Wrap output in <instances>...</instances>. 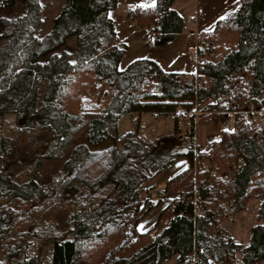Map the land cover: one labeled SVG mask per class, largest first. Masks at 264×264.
Masks as SVG:
<instances>
[{
  "label": "trees",
  "instance_id": "trees-1",
  "mask_svg": "<svg viewBox=\"0 0 264 264\" xmlns=\"http://www.w3.org/2000/svg\"><path fill=\"white\" fill-rule=\"evenodd\" d=\"M42 1L0 0L24 8L0 13V264H39L25 249L46 236L51 264H263L264 223L241 244L221 221L250 199L261 200L264 218V0H239L199 35L196 75L151 59L119 69L126 45L108 15L118 0H64L46 32ZM174 2L123 12L159 46L187 29ZM197 109L230 122L207 153L193 143ZM144 114L172 120L173 131L145 137ZM122 116L132 127L120 133ZM44 159H62L47 185L38 182ZM178 160L188 166L164 185L171 202L139 233L159 203L144 186ZM67 207L61 231L47 218Z\"/></svg>",
  "mask_w": 264,
  "mask_h": 264
},
{
  "label": "crops",
  "instance_id": "crops-1",
  "mask_svg": "<svg viewBox=\"0 0 264 264\" xmlns=\"http://www.w3.org/2000/svg\"><path fill=\"white\" fill-rule=\"evenodd\" d=\"M188 1L190 3L191 0H175L173 4V7L179 12V14L182 11L183 13L186 11V13L183 15L181 14V16L184 19L187 29L167 43L156 46L153 43L152 32L148 28L141 27L134 21L128 19L123 12V8L126 7L153 6L155 5L156 0H118L120 9L110 10L108 15L114 21L117 37L116 44L126 45L125 53L119 62V69L125 68L129 63L136 59H151L157 62L164 71L196 75L199 35L213 30L217 21L220 20L221 17H226L238 7L239 0H193V4H189V7H187L188 10L187 8L185 10H180L179 6L181 3H185L186 7ZM48 29L49 28H45L44 31L46 32ZM209 116H211L210 119H200V115H197L194 118V147L203 153L209 152L213 143L222 138V126L221 123L218 122L216 114H211ZM187 166L188 162H184L183 167L179 172L184 170ZM179 172L177 171L175 174L168 175L161 179L162 186ZM155 179L150 184L144 186L148 189V195L152 197L155 194L156 189L159 187L157 183H155ZM163 197L164 198L158 200L159 203L155 206L158 207L159 205H162L159 215L172 200V197L166 194H164ZM256 200L257 204L260 205L261 200ZM155 224L148 230L153 228ZM137 230L139 233L148 231H140L138 224ZM225 230L230 231L229 229ZM232 237L234 238L235 235ZM163 264H175V256L170 260L165 261Z\"/></svg>",
  "mask_w": 264,
  "mask_h": 264
},
{
  "label": "rangeland",
  "instance_id": "rangeland-1",
  "mask_svg": "<svg viewBox=\"0 0 264 264\" xmlns=\"http://www.w3.org/2000/svg\"><path fill=\"white\" fill-rule=\"evenodd\" d=\"M64 0H43L42 3L44 4L43 8V17L45 20L44 28H50L52 24L53 18L57 15L59 12ZM189 4H193V0L188 1L185 7V3H181L179 6L180 10H185L187 7H189ZM188 10V8H187ZM193 11V10H192ZM24 12V8L20 5H16L14 8L5 10L0 8V13L3 15H6L8 17H17L21 15ZM186 11L180 12V15L185 14ZM185 17V16H184ZM49 30V29H48ZM1 43V42H0ZM68 46L70 48H75V39L69 38L68 40ZM102 92V89H100V93ZM96 103H98L99 107H104L107 104L106 98L103 97V95H98L95 97ZM194 114V117L199 115V110L197 109ZM260 114H256V118L260 119ZM211 116H200V119H210ZM219 123H221L218 120ZM182 127L180 129V135L183 134L184 128H185V122L183 121ZM140 126L142 129L143 134L147 138H156V136L160 134H165L168 131L172 130L174 128V122L170 119L166 118H152L150 114H144L141 116L140 120ZM222 129H224L223 124L221 123ZM3 130L8 133L7 125L2 123ZM131 124L129 121V116H122L118 123V129L120 133L125 132L131 128ZM180 136L177 135L176 139L173 140L175 143H179ZM184 162L183 160L175 161L173 164L168 166L167 169L163 170L161 174L157 176L155 179V183L159 186L158 189H156L155 194L153 195V199L155 201H158L160 198H164V194L157 193L158 190H164L162 187V181L164 177L168 175L175 174V172H179ZM62 165V159L56 160V159H44L42 161V165L40 168V179L39 182L41 184H48L51 181V178L60 170ZM212 167L209 159H205L204 163L202 165L203 168H209ZM216 175V174H215ZM160 188V189H159ZM256 199L249 200L246 209L243 211L233 215V216H227L221 221V227L222 229L229 233V235L234 236L238 243L241 244H247L248 239L250 236V228L257 224V223H264V218L259 220L258 219V207ZM162 209V205H159L158 207H154L150 212L147 213V215L141 219L138 223V228L140 231L144 232L148 230L151 226H153L156 222V219L159 215L160 210ZM70 213V208L67 207L63 210L57 211L53 215L49 216L47 219L51 220L52 222L56 223L58 225V229L63 231L67 228V225L65 223V220L67 216ZM229 229L230 231H226L225 229ZM234 234V235H233ZM49 236L41 237L36 240H33L30 245L25 249L27 255H37L39 257V264H51V251H52V244L44 243L43 241L47 239ZM238 258H240V254H236ZM212 264H216L214 260H211ZM264 264V263H263Z\"/></svg>",
  "mask_w": 264,
  "mask_h": 264
},
{
  "label": "built area",
  "instance_id": "built-area-1",
  "mask_svg": "<svg viewBox=\"0 0 264 264\" xmlns=\"http://www.w3.org/2000/svg\"><path fill=\"white\" fill-rule=\"evenodd\" d=\"M197 113V112H195ZM224 128L227 129V128H230V122L229 121H226L224 124H223ZM159 194H164V190H158ZM212 264V263H211Z\"/></svg>",
  "mask_w": 264,
  "mask_h": 264
},
{
  "label": "snow or ice",
  "instance_id": "snow-or-ice-1",
  "mask_svg": "<svg viewBox=\"0 0 264 264\" xmlns=\"http://www.w3.org/2000/svg\"><path fill=\"white\" fill-rule=\"evenodd\" d=\"M221 19H223V17H221Z\"/></svg>",
  "mask_w": 264,
  "mask_h": 264
}]
</instances>
